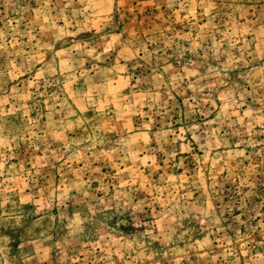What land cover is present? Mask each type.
<instances>
[{
  "label": "rangeland",
  "instance_id": "obj_1",
  "mask_svg": "<svg viewBox=\"0 0 264 264\" xmlns=\"http://www.w3.org/2000/svg\"><path fill=\"white\" fill-rule=\"evenodd\" d=\"M89 3L0 0V264H264V88L228 95L264 60L220 71L264 40V0Z\"/></svg>",
  "mask_w": 264,
  "mask_h": 264
},
{
  "label": "clouds",
  "instance_id": "obj_2",
  "mask_svg": "<svg viewBox=\"0 0 264 264\" xmlns=\"http://www.w3.org/2000/svg\"><path fill=\"white\" fill-rule=\"evenodd\" d=\"M110 2H111V0H109V3ZM186 3H188V0H182L181 6L183 7L184 4H186ZM192 3L194 5L195 4V0H192ZM92 6L93 5L91 4V0H90L89 7H92ZM251 31H252L251 28H243L241 30V32H240L241 38L244 36V34L246 32L250 33ZM259 35L264 36V28H261L260 29ZM201 42H203V36H201ZM248 43L249 42H247V41L244 42L243 47L239 49V56L237 57V56H234L233 53H232V49H234L236 47V42L233 41L230 44V48L227 51V53H224V54H226L228 56V59L231 62V64L225 65L223 68L220 69V71L227 72L230 69V67L234 66L235 61L237 59L244 61L245 64L251 63V61L245 60V55L246 54L252 56L253 59L264 60V40H261L260 41V44L256 48V50H255L254 53L248 51ZM74 50L77 51V52H82L84 54L91 55V52L88 50V48L86 46L83 49H81V46L76 45V46H74ZM181 50L184 51V49L182 48V46H181ZM212 51L215 54L216 51H217V49L213 48ZM163 59L166 60V58H163ZM76 63L78 65H83V63H84L83 58H81L80 60L76 61ZM100 75H104V74L103 73H100ZM213 75H217L216 70H213ZM257 77L260 78L259 85H257L256 82H255ZM157 79L159 80V77H157ZM182 79H183V77H181V76H179V74H177L176 78L173 81V84L174 85L175 84H178V82L180 80H182ZM246 79H247L248 83L252 86V89H253L252 93H248L246 89L245 90H240V89H234V88L233 89H230L229 90V93H228V95L233 96V97L239 96V100H240L241 103L244 102L245 96L255 94L257 87L264 88V68H261L259 70L253 69L248 74V76L246 77ZM222 83H223V81H219V84H222ZM218 86H219L218 84H207V85H204L203 87L204 88H218ZM196 88L199 91H203V88L199 85L198 82L196 84ZM146 96H147V98L149 100H153V99H155L156 93L149 92V93H146ZM220 96H221V99H224L225 94L224 93H220ZM262 99H264V98H262ZM209 102H211L210 98H209ZM231 103L234 105V109H233L234 112L237 111L240 108V106H241L240 104L236 103L235 99H233L231 101ZM231 115H232V113H229V118H230ZM249 115H252L251 110L249 112ZM256 118H257L256 116H253V119H256ZM258 118H259V120L261 122V126L264 127V108L261 109V112H260V115H259ZM224 119H225L224 118V115H223V113H221V116L218 117V120H217V123L221 127L224 124ZM236 123H237V121L230 120V123H229L228 126L229 127H233ZM249 133L250 134H253L251 132V129H249ZM140 134H141V136L144 135V133L142 131H141ZM215 134L216 135H219L220 134V128L219 127L215 130ZM117 143L120 144V145H122V146L119 147V148L112 149V152H114V153H126V155H125L124 158L127 159L128 158L127 153L129 152V144L131 143V141H129V140H122V141H118ZM95 146H96V142H93L92 147H95ZM101 155H104V153H101ZM0 167H2V165H0ZM84 195L85 196H88L89 194L87 192H84ZM132 200H133V197L131 196L130 193H127V192L121 193L120 197L117 198V204H116L117 209L119 210V208L125 207V208H132L134 210V212L135 211H141L142 212L143 211V208L141 207V205L140 204L134 205L132 203ZM121 201H123V203H121ZM141 204H143V201H141ZM97 206H102L103 208H110L113 205L111 204V202H107L106 203L104 201L97 200L96 201V204L93 205V207H97ZM178 207H185L186 208L183 216H181L178 212H176V208H178ZM190 211H192V207H187V206H182V205L177 204L172 209H169V213L170 214L171 213H175V215H170L169 216V219L170 220H173L175 222V224L180 225V220H182L183 218H185ZM210 214H211V210L210 209H208V208H203L202 209V216L203 217L206 218ZM89 220H90V218H89ZM201 222H203V220ZM85 223H86L85 220H79L78 219L77 223L75 224V226L73 227V229L69 233V235L75 237L76 234L82 233L84 231V225H85ZM180 226H182V225H180ZM174 234H175V229L169 227L168 233L164 237V242L166 243V242L170 241L171 236L174 235ZM156 238L157 237H153V239H156ZM126 247H131V246L130 245H126ZM140 249H143V245H140ZM3 251H4L3 249H0V253H3ZM116 254L119 255V256H121V258H123V253H121V252L118 251ZM142 255H143V252L142 251L138 252V257L137 258H139ZM107 259L110 260L111 257L109 256V257H107Z\"/></svg>",
  "mask_w": 264,
  "mask_h": 264
}]
</instances>
